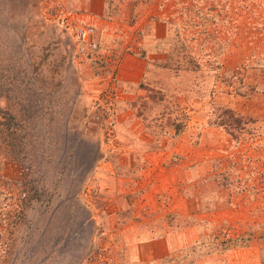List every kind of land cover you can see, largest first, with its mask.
Listing matches in <instances>:
<instances>
[{
	"label": "rangeland",
	"instance_id": "obj_1",
	"mask_svg": "<svg viewBox=\"0 0 264 264\" xmlns=\"http://www.w3.org/2000/svg\"><path fill=\"white\" fill-rule=\"evenodd\" d=\"M113 1L129 7L128 23L150 30L168 24L149 77L133 92L119 88L116 70L137 41L126 49L106 43L81 60L64 22L71 6L31 0L23 36L30 49L19 44L17 63L28 53L35 82L45 75L66 84L65 97L76 99L72 125L86 131L77 139L84 140L80 157L87 164L80 160L66 173L43 164L42 147L33 155L0 147V264H127V237H143L144 229L147 237L197 232L167 264H264V0ZM14 2L0 0V17ZM23 2L17 0L19 9ZM5 46L0 35L2 52ZM3 83L0 115H21ZM44 91L41 106L49 115L57 94ZM122 99L150 133L161 131L158 147L172 141L159 164L175 180L162 177L156 207L131 187L117 212L103 191V146L116 133ZM16 137L19 143L20 130ZM34 140L39 145L43 137Z\"/></svg>",
	"mask_w": 264,
	"mask_h": 264
},
{
	"label": "crops",
	"instance_id": "obj_2",
	"mask_svg": "<svg viewBox=\"0 0 264 264\" xmlns=\"http://www.w3.org/2000/svg\"><path fill=\"white\" fill-rule=\"evenodd\" d=\"M62 2L72 8L66 16H73L77 23L93 24L96 27L94 39L99 43V50H105L106 43L110 45L115 41L126 49L129 42L137 41L135 50L123 53L116 70L119 88L126 92L135 91L152 71L151 66L154 65L151 62L157 60L156 47L166 40L168 24L160 22L150 30L145 26L139 27L128 23L126 15L129 7L124 6L125 4L121 6L115 4L113 0H62ZM120 104L115 124L116 133L113 131L115 135L110 139L111 144L105 143L103 146L104 152L106 151L104 157L108 156L100 167V180L105 186L104 194L110 201H115L117 212L123 209V205L126 206L122 199L124 192L126 190L130 192L131 187L132 192L147 196V201H152L156 207L159 204L156 205L155 202L160 199L158 192L163 188L162 177L170 181L175 180L174 173L163 171L159 164L165 145L171 147L172 141L169 143L162 141V147H158L159 140L162 139L161 131L150 133L146 124L133 115L132 105H127L123 99ZM122 112L125 115H122ZM158 209L160 207H157V212ZM192 233L189 231L187 234L179 232L175 235L148 237L147 229L143 230V237L131 233L127 237L129 243L127 264H167L169 259L177 255V248L196 241L197 232Z\"/></svg>",
	"mask_w": 264,
	"mask_h": 264
},
{
	"label": "trees",
	"instance_id": "obj_3",
	"mask_svg": "<svg viewBox=\"0 0 264 264\" xmlns=\"http://www.w3.org/2000/svg\"><path fill=\"white\" fill-rule=\"evenodd\" d=\"M23 3L22 9H19L20 5L17 4V0L6 5L3 7L0 17V35L5 39V48H7L3 52L2 49L0 50V84H4V80H7V84L10 86L5 85V87L14 92V98L19 105L21 114L18 115L6 110L5 113L3 111V114L0 115V147L4 148V144H7V148L13 150L12 147L14 148V145H16L17 148H20L17 151L20 155L26 152H31L32 155L36 154L42 147V153L48 155V160L43 161V164H47L52 168L55 166L57 171L74 172L80 167V165L77 167L76 164H79L80 160L83 159L80 155L85 149L83 146L84 140L82 138L77 139L80 136L78 134L80 131L84 134V129L78 130L77 127L72 125L76 99L65 97L66 84L60 79L56 80L52 77L51 80L43 75L41 78L36 79L39 82H35L31 74L37 67H34L32 63V56L28 58V53L22 55V58L25 56V62L22 60V62L17 63V55H21V52H17L19 44L22 42L24 45V52L30 49L29 42L23 36H27L25 34H28L30 26L31 0H24ZM20 34H23L22 38L19 37ZM25 78L28 80L24 85L25 87H22ZM47 89L52 91L51 94L53 92L57 94L53 97L50 96V102H53L54 108L49 115L44 112L45 110H42L43 107L41 106L46 95L44 90ZM61 90L64 94L59 92ZM22 112L24 113L22 114ZM7 119L11 123H7ZM17 130L21 132V138L17 141L19 143L14 142L18 140L16 137ZM39 137H43V140L38 145L37 140L34 139ZM64 153H66L65 157L63 156ZM24 156H30V154ZM71 156L75 157L72 161L67 159ZM19 158L21 157L18 156ZM80 164H87L86 159L85 161L81 160ZM91 168L88 167L86 171ZM69 180L68 177L65 178V188L71 186Z\"/></svg>",
	"mask_w": 264,
	"mask_h": 264
},
{
	"label": "built area",
	"instance_id": "obj_4",
	"mask_svg": "<svg viewBox=\"0 0 264 264\" xmlns=\"http://www.w3.org/2000/svg\"><path fill=\"white\" fill-rule=\"evenodd\" d=\"M64 22L72 32L78 58L85 60L98 51L99 43L94 39L96 27L93 24L77 23L73 16H66Z\"/></svg>",
	"mask_w": 264,
	"mask_h": 264
}]
</instances>
